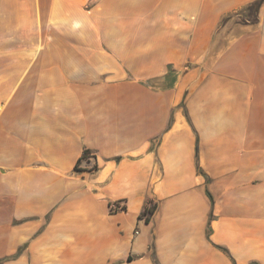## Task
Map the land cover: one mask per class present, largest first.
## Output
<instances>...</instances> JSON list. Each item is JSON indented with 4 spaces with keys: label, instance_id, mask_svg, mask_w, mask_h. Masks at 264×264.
<instances>
[{
    "label": "crops",
    "instance_id": "crops-1",
    "mask_svg": "<svg viewBox=\"0 0 264 264\" xmlns=\"http://www.w3.org/2000/svg\"><path fill=\"white\" fill-rule=\"evenodd\" d=\"M0 264H264V0H0Z\"/></svg>",
    "mask_w": 264,
    "mask_h": 264
},
{
    "label": "trees",
    "instance_id": "trees-1",
    "mask_svg": "<svg viewBox=\"0 0 264 264\" xmlns=\"http://www.w3.org/2000/svg\"><path fill=\"white\" fill-rule=\"evenodd\" d=\"M88 153H89L88 150H84V152H83V154H82V159H83V160L86 159V158H89ZM80 169H82V168L79 167V163H78V164L75 166V170H80ZM146 212H147V211H146Z\"/></svg>",
    "mask_w": 264,
    "mask_h": 264
},
{
    "label": "built area",
    "instance_id": "built-area-1",
    "mask_svg": "<svg viewBox=\"0 0 264 264\" xmlns=\"http://www.w3.org/2000/svg\"><path fill=\"white\" fill-rule=\"evenodd\" d=\"M88 156H89V157L91 156L90 152L88 153Z\"/></svg>",
    "mask_w": 264,
    "mask_h": 264
}]
</instances>
